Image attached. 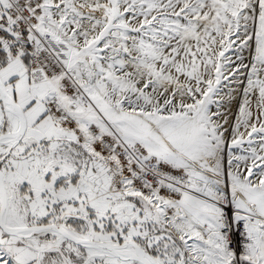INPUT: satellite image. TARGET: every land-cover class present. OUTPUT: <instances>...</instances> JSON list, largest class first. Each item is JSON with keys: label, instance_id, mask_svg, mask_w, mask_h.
Segmentation results:
<instances>
[{"label": "snow or ice", "instance_id": "obj_1", "mask_svg": "<svg viewBox=\"0 0 264 264\" xmlns=\"http://www.w3.org/2000/svg\"><path fill=\"white\" fill-rule=\"evenodd\" d=\"M0 264H264V0H0Z\"/></svg>", "mask_w": 264, "mask_h": 264}]
</instances>
